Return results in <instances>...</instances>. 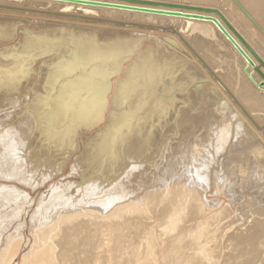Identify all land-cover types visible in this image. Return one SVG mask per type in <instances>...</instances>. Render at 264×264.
I'll return each mask as SVG.
<instances>
[{"label":"bare ground","instance_id":"obj_1","mask_svg":"<svg viewBox=\"0 0 264 264\" xmlns=\"http://www.w3.org/2000/svg\"><path fill=\"white\" fill-rule=\"evenodd\" d=\"M194 1L197 4L199 2H214V4H219L217 6H219L223 15L227 17L225 18L235 26L239 33L248 34L253 39H257V41L263 39V36L230 0ZM236 2L255 23L257 20L254 16L264 24V0H236ZM58 6L54 4V8ZM79 10H82V13H74V11H71L70 6H65L63 12L69 13L67 16H79L83 18L95 12L103 13L97 10L92 11L93 9L91 10V8H79ZM37 17L45 18L46 16L38 15ZM146 19L148 23L152 24L155 21V19L144 16L140 20ZM54 20L71 22L76 25L87 23L86 21L71 19L69 17L55 18ZM162 20L160 18L158 22ZM6 22V20L0 18L1 25H5ZM186 25L189 28L191 27L188 23ZM38 26H40V30L45 29L43 26L49 28L46 23L39 24ZM91 26L98 27L95 23H92ZM177 26L179 25L177 24ZM204 26L205 24L200 25V27L197 26V32L206 33V37H208L207 33L209 29L207 28H210V26L208 25L207 28V25ZM258 26L262 30L261 25ZM212 28H210L209 32L212 31ZM53 30L56 35V29ZM119 30L121 29H84L86 31L84 32L86 34L84 37L83 35L81 37L76 36L79 39L84 38L85 41L79 40L76 36L73 37L78 39L80 43H85L84 45L77 44L79 46L76 56L70 55L71 63L68 67L63 66L64 68L60 72L63 73L65 71L64 74L66 76L63 77L67 78L71 76L70 71L76 65V60L82 61L94 48L104 50L107 47L116 45L139 49L140 46V53L146 42L153 41L156 46L154 44L147 46L141 56L139 55L138 59L125 71L123 76V80L125 81L117 82L115 92L111 97L112 109L108 115L107 125L90 138V140H83L84 143L81 147L82 155L76 157L69 175L71 177L76 176L77 179H80V183L74 184L69 182L64 184L58 181L51 184L40 197L34 212L30 215L28 211L34 206L33 199L26 191L18 187L31 191L43 189L46 183L48 184L50 181L56 179L64 171L69 158L78 150V135L82 131H89L95 128L99 122L93 123V121L97 117L103 118L102 122H104L105 117L100 112L102 108H100L102 103L100 91H102L103 86L96 76L92 83L88 85L91 88L90 93L95 94V96L91 99V102L85 105L76 102L81 93L76 92L77 94L68 96V104L76 106L77 109L81 108V111L83 109L85 112L91 111L93 114H96L92 116L91 114H85L81 119L78 118L80 123L75 128H72L73 125L71 126L72 129L69 130V136H67L65 141V143L67 142L66 145L69 151L63 147L60 151L57 149L58 151L53 154L52 151L49 152L46 149H42L37 142H32L34 139L30 136L33 127L31 116L33 118L34 115L37 117L36 110L39 109V107L33 105V102L37 100L36 97L39 93L40 95L42 94L41 88L46 76L44 77L43 74L39 84L33 88L32 95L26 97L22 95L34 86L29 88L34 79H30L31 77L29 78V76L27 77L34 63H32L33 61H29V58L22 59V56L26 57L27 53L30 56L34 53L37 46L44 48L47 46L42 45L41 42L47 40L53 44L56 42V39H54V35H51V30H44L41 37L29 36L31 39L28 36L24 39L25 36L22 34L21 43L24 42L23 47L25 48L18 52L21 55L19 59L18 57L15 58L18 59L16 61L19 65H14L18 67V69H14L19 71L16 75L12 74L11 70L14 66L8 63V60L3 59L5 58L4 56H8L10 53H7L8 55L3 53L4 56L0 59V71L3 74L0 75V79L1 81L7 80L8 84L4 85V83L0 82L1 102L2 99L4 100V104L2 102L3 106L1 105L0 107V182L7 185L0 184V264H10L25 248L29 249L23 254L21 264H234V261H238L241 264H260L264 256V244L262 243L261 245L256 242L257 239L259 240L260 234H262V230L264 229V220H262V218L264 219V198L260 190L256 188L258 191H255V195L253 193L254 196L252 198L255 201L254 203L252 201L253 206L247 205V215H245L246 213H242L241 215L238 213L231 218L227 208L229 205L227 204L226 211H222L221 216L218 218L209 216L219 205L218 202L215 203L209 200L212 188L215 195L222 196L227 201L230 200L231 205L235 201L233 199V190L231 191V189H234L232 188L233 185L231 186V177L227 176L226 173L228 171L225 168L232 160L238 159L240 155L238 157L232 154L231 161H228L226 158L227 162L224 163V167L222 165L223 162L219 163L218 161L219 155L227 150L228 143L230 141L233 142V138L237 141L240 140L241 145L247 144L248 147H246L250 149L249 151L257 154V149L253 144L254 140L252 141L251 138H248L252 132L243 123L238 113L229 107L227 101L222 97V92L219 91L217 93L218 90L212 84L200 83V77L197 79L191 78V82L183 84L184 86L180 90H177L180 87L174 86L173 89L175 88L176 92H171V96H169V91L167 93L166 90L170 89L173 91V89L170 88L172 83L168 84L167 82V79L170 77L166 74L170 70L164 68V61L160 64L158 63L160 60H155L159 56L171 52L177 55L183 54V51L173 39L163 37L154 32L146 34L143 31L137 30H122L120 32ZM7 31H10V28ZM58 31L60 32L61 30L58 29ZM63 31L65 33V30ZM262 31L264 33V30ZM10 35L11 33L2 32L0 33V40L3 39L2 41L5 42L4 38ZM65 35L67 36L68 34L66 33ZM183 35H187L186 31L183 32ZM214 35H217V33ZM194 40H197V38ZM217 40L220 41V39ZM252 42L255 41L252 40ZM51 44L50 46L53 47ZM8 50H3V52H7ZM93 56L96 60L100 59V54L94 52ZM58 58L60 59V57ZM58 58L55 60V63ZM172 63L171 66L173 65ZM15 64L17 63L15 62ZM52 65L53 63L50 64V66ZM48 66L49 63H46L43 72L50 67ZM179 66L177 67L179 68ZM189 67L191 66H187L185 69L193 75H191L192 77H196L198 75L196 70L193 67L189 69ZM174 68L177 70L176 67ZM10 70L11 75L9 73ZM164 72H166L165 75ZM31 73H34V70ZM18 77L20 78L17 79ZM46 78L48 80V77ZM203 78L205 79L206 77L204 76ZM162 85L163 87H161ZM240 87L239 93L237 92L240 97L244 101L247 99L250 100L249 103L251 101L255 103L257 97H255V94L253 96L246 83L242 81ZM62 88L65 91L63 93H66V87L63 86ZM211 88L212 90L214 89L213 93ZM17 90H21V97L19 93H16ZM205 90H210V94L208 95ZM204 97L209 98V100H215V108L224 118L226 117L225 120L228 123L225 124L226 122H224L225 125H220V127H217L219 125L215 124L214 126L217 125V128L211 127V129L209 126L210 130L202 141H197L196 136L195 138L191 136L193 137L191 146L186 149L189 142L187 143L186 141L184 143L183 141L188 137L185 134L189 130L187 126L194 124L193 121L195 120V115L191 114L193 112H191V108H188L187 105L190 106L191 104L193 106L196 99L200 101L202 99L205 100ZM144 100L145 102H142ZM175 100L180 101L177 102L179 108L174 118L173 115L170 116L173 118L172 121H169L171 123L168 124L169 122H167L168 119L166 118L167 120L164 121L167 123L164 124V121L162 122L161 120L166 116L162 118L158 114L162 112V115H166L165 113H168L166 110L170 111L166 106L171 102H175ZM52 103L54 104V102ZM196 103V106H198V102ZM21 106H24V109L27 110L26 114H24L23 111L25 110L23 108H19ZM254 106L256 107V111H263L260 110L263 107L262 105ZM34 111L36 114H34ZM61 112L60 114H62ZM71 112L74 114L72 107L68 110L65 106L63 107V116H67ZM73 114L71 115L77 117ZM40 116L43 117L42 114ZM212 116H214L213 113ZM59 118L63 117L60 115ZM209 118L211 120V116ZM73 121L75 122V120ZM217 121L219 122V120ZM160 123H163L164 126L169 125V127H163ZM48 124L51 125L50 123ZM157 125L160 126L157 127ZM195 127L191 125L190 130H192L191 128L194 130ZM171 136L176 138L178 136V138L170 139ZM58 139L60 140V138ZM236 140L234 141L235 144H237ZM183 143H187L185 148H182ZM233 146L231 145V147ZM53 147L56 148L57 146L53 145ZM237 151L235 152L239 154V150ZM175 153L178 154L175 156ZM154 157H156V160L153 161ZM262 159L259 160L258 164L261 163L264 166V160ZM241 162L240 160L239 163L241 164ZM214 166H220L221 171L219 173L214 171L212 175ZM249 166H251V163ZM229 168L231 167L229 166ZM234 175H237V173ZM246 180L248 181L249 179ZM243 186L242 188L244 189L245 186ZM73 190L75 191L74 195L72 194ZM234 190L237 191L236 189ZM241 197L243 199L242 195ZM235 199L237 201L238 198ZM28 217V223H30V230L28 232L31 237L25 240L26 220ZM22 219L24 220L21 221ZM224 220L226 221L221 224ZM11 230L12 232H10ZM7 233L9 234L4 238ZM251 253L254 254L251 255Z\"/></svg>","mask_w":264,"mask_h":264},{"label":"rangeland","instance_id":"obj_2","mask_svg":"<svg viewBox=\"0 0 264 264\" xmlns=\"http://www.w3.org/2000/svg\"><path fill=\"white\" fill-rule=\"evenodd\" d=\"M1 2H0V4H5V5H10V6H20V7H28V8H35V3L34 2H36V3H38L37 1H34V0H27V1H25V0H21V1H19L18 3L19 4H15V3H7V2H4L5 0H0ZM171 1H173V0H171ZM23 2V3H22ZM218 2V1H217ZM203 4V5H205V6H208V5H211V4H213L214 5V2H207V3H202V2H199V4ZM218 3H220V2H218ZM47 5H49L48 7V9H50L51 11H56V9H54V3H49V4H47ZM56 5V4H55ZM58 5V4H57ZM215 5H219V4H215ZM37 8V7H36ZM87 9V8H86ZM88 9H90V8H88ZM92 10V9H91ZM92 11H95L94 9L92 10ZM97 11H101V12H103V13H99V15H98V17H105L106 16V18H107V16H108V18H114V19H124V20H127V21H133V19L134 20H136V21H142V20H140L141 19V17H143V16H141V15H136V14H129V13H124V12H117V11H107V10H97ZM15 13V14H14ZM74 13H75V11H74ZM84 13H87V12H84ZM14 14V15H13ZM23 14V15H22ZM225 16V15H224ZM226 17V16H225ZM0 18L1 19H4V20H6L7 22L5 23V25L4 24H0V33H11L10 31H12L13 29V31L15 32V37L13 36H7V37H5L4 38V41L5 42H3L2 40H0V52H2V55L0 54V59L1 58H3V53L6 55L7 53L9 54H7L8 56H4L5 58H3V59H6V60H8L7 62L8 63H10L12 66H14V65H17V66H19L18 65V62L16 61V60H18L19 59V57H18V59H15V57H12V55H11V52H9V50L8 49H10V48H12V47H15L20 41H21V35H22V33L23 32H21V31H23V30H25V29H29V30H33V29H35L36 27L35 26H38V25H36V23H38L39 21H45V20H43V19H49L50 17H45V18H43V17H37V16H32V15H28V14H24V13H21V12H18V13H16L15 11H10L9 12V10H0ZM43 18V19H42ZM152 19H155L156 20V18H154V17H151ZM227 18V17H226ZM239 18H241L240 16H239ZM256 18V17H255ZM162 19H166V18H161V20ZM9 20V21H8ZM14 20V21H13ZM18 21V22H16V21ZM158 20H160L159 18H158ZM167 21H169L171 24L172 23H175V24H172V25H175V27L177 26V24H179V22H177V20H173V19H166ZM171 20V21H170ZM173 20V21H172ZM228 20V19H227ZM24 21V22H23ZM58 21H60L61 23H63V24H67V25H72L73 23H71V22H63V21H61V20H58ZM26 22V23H25ZM143 22V21H142ZM177 22V23H176ZM15 24V25H13V24ZM22 23H25V26L24 25H21ZM35 23V24H34ZM156 24L157 25V23H156V21H154L153 22V24ZM159 23V22H158ZM195 23V24H194ZM230 23V22H229ZM10 24H11V26H15L14 28L13 27H11L10 26ZM189 25H191V28H189V30H186V34L187 35H183V32H182V27L181 26H183V21L179 24V30H181V36L184 38V40L190 45V47L191 48H193V50L195 51V53L202 59V61L211 69V70H213L214 71V74H215V76L218 78V80L225 86V88L227 89V90H229V93H231L232 95H233V97L237 100V101H239V104L247 111V112H252V111H249V109L251 108V107H249L251 104L249 103V101L250 100H247L246 99V101H244L243 100V98L242 97H240V95L238 94L239 92H238V90H240L241 89V87H240V84L242 83V81H243V77H242V72H241V64H239V61H238V55H237V57L235 56V58L233 59L231 56H226V54H227V52H228V48H226L225 49V45H224V43L222 42V40H220V41H218L217 39H219L218 37L220 36L218 33H217V31L214 29V27L212 26V25H210V24H205V23H200L199 24V22H191V23H188ZM199 24V25H198ZM205 24V26H206V28L208 27V25L210 26V28H212L211 30V32H209L210 31V28L208 27L207 29H209V31H208V37H210V38H212V39H208V37H206L207 35H206V33L204 34V33H202L201 31H198L197 32V30H194V29H197L196 27L198 26V27H200V25L202 26V25H204ZM74 25H76V24H74ZM195 25H197V26H195ZM231 25L233 26V27H235L232 23H231ZM50 25H48V27H49ZM204 26V27H205ZM261 26H262V29H264V24H262L261 23ZM7 27H8V29H7ZM45 29L47 28V27H45V26H43ZM60 28H56V31H57V33H56V35H55V32H54V30L53 29H50L51 30V35H54V39H56V42H54L53 44H51V41H44V42H46L45 44H48L47 46L48 47H51L50 46V44L51 45H53V47H51L50 49H52L53 51H55V52H53V54H51V55H48V54H45L44 52H41V54L39 55V54H35L34 55V58H32L33 57V55H31L30 57H29V61H33L32 63H34V65L32 66V69H31V72H33V70H34V73H31L30 71H29V75L27 74V77L29 76V78L30 79H34V81H32V85L29 87V88H31L33 85V87H32V89H30V90H28V91H25L24 93L25 94H22L21 93V90H17V92L16 93H19L20 94V97L22 96V95H25V97L26 96H29V95H32L33 93H32V90H33V88H35L38 84H39V82L41 81V77L43 76V74H44V77L46 76V77H48V80H47V78L45 77V79H44V81H43V84H42V94L40 95V93L39 92H37V93H39L38 94V96L36 97L37 98V100H34L35 102H33V105H35V107H39V109H37L36 110V112H37V114H36V112L34 113V114H36L37 115V117L34 115V118H33V116H31V119H33V120H31V124L33 125V127H32V131H31V133H30V136L34 139V141H32V142H37L38 143V145L40 146V147H42V149H46V151H49V152H53V154L56 152V151H60V149H63V147L64 148H66V150L67 151H69V148H68V146L66 145V143H65V141H66V138H67V136H69V133H70V131L69 130H71L72 128H75V127H77L78 126V124L80 123L79 122V119L77 118V117H74V116H72L71 114L72 113H69L67 116H63V107L65 106L66 108H67V110L68 109H70L71 107H72V110H76V106H74V105H70V103L68 104V101H66V98H65V96L67 95L66 93H63V88L61 89V86H62V84L64 83V80L66 79L67 81L68 80H70V79H72L71 77L72 76H69V77H67V78H65V77H62L61 76V73H60V71H59V65H58V63L59 62H61L60 60H59V58L58 57H60L59 56V52H63V55H68V54H70L71 55V47L72 46H70V47H66L65 45H63V44H68V43H70V44H73V42H69L68 41V39H69V34L66 36L65 34H66V32L64 33V29H61V27L62 26H59ZM9 28H10V31H7V30H9ZM193 28V29H192ZM39 29V27L36 29V30H38ZM44 29V30H45ZM58 29L59 30H61L60 32L58 31ZM41 30H43V29H41ZM40 29L38 30V31H41ZM43 30V31H44ZM90 30V29H89ZM193 30V31H192ZM49 31V30H48ZM62 31H63V33H64V35H63V33H62ZM190 31H191V33H190ZM238 31V30H237ZM54 34H53V33ZM213 32V33H212ZM59 33V34H58ZM199 33V34H198ZM200 33H201V35H200ZM217 33V35H214V34H216ZM156 34H158V35H161V36H163V37H167L164 33H156ZM191 36H190V35ZM64 37H63V36ZM205 36L204 38H202L203 36ZM76 36V35H75ZM78 36H80L81 37V35H78ZM78 36H76V38H78L79 39V37ZM85 35H83V37H84ZM189 38H188V37ZM199 36H201V37H199ZM216 37V38H214V37ZM53 37V36H52ZM74 37V36H73ZM71 38L72 39V41H74V44L75 45H77L78 43L79 44H83L84 45V43L82 42V43H80L79 41H77L78 39H76V38ZM186 37V38H185ZM195 37V38H194ZM96 38V37H95ZM188 38V39H187ZM197 38V40H194V39H196ZM1 39V38H0ZM46 39V38H45ZM81 40H83V41H85L84 40V38H80ZM79 39V40H80ZM97 39V38H96ZM52 40V39H51ZM213 40V41H212ZM96 41V40H95ZM48 42V43H47ZM212 42V43H211ZM215 42V44H213ZM264 42V41H263ZM56 43V44H55ZM58 43V44H57ZM218 44V46H216L217 44ZM221 43V44H220ZM44 44V45H45ZM62 44V45H61ZM154 44V46H156L155 45V43L153 42V41H151V42H146L145 44H144V47H143V50L140 52V53H137V54H135V56H133L128 62H126V63H124L123 64V67H122V70H121V73L118 75V76H116V77H113L111 80H110V83H111V90H110V92H109V94H108V96H107V99H108V105H107V109H106V112H105V118H104V122H102V123H100L98 126H96L95 128H93V129H91V130H89V131H82L79 135H78V140H77V145L79 146L77 149V152H75V153H73L72 155H71V157L69 158V161L66 163L67 165H66V168L64 169V171L61 173V174H59L57 177H56V179H54L53 181H50L48 184L46 183V185L43 187V189H39V190H37V191H31V190H25V189H23V188H21V187H18L19 189H21V190H24V191H26L27 192V194L33 199V205L34 206H32L31 208H30V211H28L29 212V215L30 214H32L33 212H34V210H35V206L38 204V202H39V199H40V197L45 193V191L48 189V187L51 185V184H54V183H56V182H58V181H60V182H63L64 184H66V183H74V184H78V183H80V179H77V177L76 176H69L70 175V169H71V166L73 165V163H74V161H75V159H76V157H79V156H81L82 155V149H81V147H82V144L84 143V141L86 140V141H88V139L90 140V138H92L96 133H98V132H100L106 125H107V122H108V115L110 114V112H111V109H112V105H111V103H112V95H113V93L115 92V89H116V83L117 82H119V81H125V80H123V76H124V74H125V69L130 65V64H132V62L133 61H135L136 59H138V57H139V55L141 56V54L143 53V51L147 48V46H150V45H153ZM259 45H264V43H258ZM83 45H80V46H83ZM222 45V46H221ZM46 46V47H47ZM63 46V47H62ZM77 46H79V45H77ZM44 48L43 47V50L46 52L47 51V48ZM58 47V48H57ZM220 47H222V48H220ZM65 48V49H64ZM218 48V49H217ZM219 48H220V50H219ZM64 49V51H62ZM66 49H67V51L69 52L70 51V53H68V54H66L67 53V51H66ZM223 49H225V50H223ZM3 50H8L7 52H3ZM49 50V49H48ZM222 50V51H221ZM216 51V52H215ZM218 51V52H217ZM66 52V53H65ZM222 52V53H221ZM45 55H44V54ZM224 53V54H223ZM44 55V56H43ZM174 55V56H173ZM11 56V57H10ZM25 56V55H24ZM39 56V57H38ZM184 58H183V57ZM162 57V58H161ZM172 57H173V59H172ZM186 56H185V54L183 53L182 55H177V54H175V53H173V52H171V53H167V54H165V55H162V56H159L155 61H157V60H160V62H158V63H160V64H162L163 63V61L165 62V69H168V70H170V71H167V73L168 74H166V72H164V75L166 74L168 77H170L169 79H167V82H168V84H170V83H172V86H170V88H172L173 89V87L174 86H176L177 85V87H180L179 89H177V90H180L181 88H183L182 86H184L183 84H186L187 82L189 83V82H191V80L192 79H197V78H203L204 77V74H203V72L200 70V68H199V66L196 64V63H193L192 61H190V60H187L186 58H185ZM13 60H12V59ZM32 58V59H31ZM58 58V60L56 61V63H55V60ZM22 59H27V57H23L22 56ZM31 59V60H30ZM162 59V60H161ZM164 59V60H163ZM178 59V60H177ZM53 60H54V62H53ZM170 62H169V61ZM179 61V62H176V61ZM12 61H15L17 64H15V62H12ZM21 61V60H20ZM28 61V62H29ZM173 63H172V62ZM175 61V62H174ZM38 63V64H37ZM46 63H49V66H50V64H52L53 63V65L52 66H48L49 68H47V70L45 71L44 70V72H43V69L45 68V64ZM167 63V64H166ZM171 63L173 64L172 66H171ZM174 63H175V65H174ZM180 64V66H179V64ZM183 63V64H182ZM4 64V63H3ZM169 64V65H168ZM182 64V65H181ZM10 65V66H11ZM179 66V68L177 67V66ZM235 65V66H234ZM36 66H37V68H36ZM186 66V67H185ZM187 66H191V67H193L195 70H196V72L198 73V75H196V77L194 76V77H192L193 75L191 74V73H189L188 72V70H186L185 68H187ZM171 67H176L177 68V70L175 69H173V68H171ZM184 67V68H183ZM191 67H189V69H191ZM14 68L15 69H18V67H16V66H14ZM35 68H36V70H35ZM111 68V67H110ZM171 68V69H170ZM14 69V71H12V74H18V70H15ZM184 69H185V71H184ZM16 71V72H15ZM41 71H42V74H41ZM178 71V72H177ZM59 74H58V73ZM188 72V73H187ZM10 75H11V70H10ZM52 73H54L53 75H52ZM56 73V74H55ZM179 73V74H178ZM3 74V72L1 73V71H0V75H2ZM31 74V75H30ZM35 74V75H34ZM181 74H182V76H181ZM184 74H185V76H184ZM190 74V75H189ZM50 75H52V76H50ZM58 75H60V76H58ZM163 75V74H162ZM192 75V76H191ZM19 76V75H18ZM55 76V77H54ZM58 76V77H57ZM177 76V77H176ZM234 76V77H233ZM35 77V78H34ZM62 77V78H61ZM206 77V76H205ZM254 77V76H253ZM20 77H18L17 79H19ZM192 78V79H191ZM207 78V77H206ZM171 79V80H170ZM237 79V80H236ZM247 79V78H246ZM58 80V81H57ZM52 81H54V82H52ZM179 81V82H178ZM248 82H249V80H247ZM0 82H2V83H4V85H6V84H8V82H7V80H2L1 81V79H0ZM45 82H46V84H45ZM58 82V83H57ZM57 83V84H56ZM163 83V82H162ZM238 83V84H237ZM250 83V82H249ZM31 84V83H30ZM251 84V83H250ZM51 85V86H50ZM45 86V87H44ZM47 86V87H46ZM45 89H44V88ZM161 87H163V85L161 86ZM247 87H248V84H247ZM48 90H47V89ZM53 89V90H52ZM175 89V88H174ZM173 89V91H171L170 89H168V90H166V89H164V90H166L167 91V93H168V91H169V96H171L170 95V93L171 92H176V90H174ZM248 89H249V87H248ZM211 90H212V88H211ZM214 90V89H213ZM213 90H212V93H213ZM60 91H62V92H60ZM206 91V90H205ZM60 93V95H59V93ZM65 92V91H64ZM210 90L208 91H206V93L209 95L210 94ZM219 91H217V93H218ZM238 92V93H237ZM31 93V94H30ZM212 93H211V95H212ZM22 94V95H21ZM65 95V96H64ZM64 96V97H63ZM253 96H255L254 95V93H253ZM173 97V96H172ZM255 97H257V96H255ZM46 98H48V99H46ZM50 98V99H49ZM205 98V100H199V99H196V101H195V106L193 105V106H191V104H190V106L189 105H187L188 106V108H191V112H193V113H191L193 116L195 115V120L193 121V123L194 124H191L192 125V127H195V129L193 130V128H191L192 130H190V126H187V128L189 129V130H187V132L185 133L186 134V136L188 135V137H187V139L185 138L184 139V143L187 141V143H188V145H187V143L186 144H182V148H185L186 147V145H187V147H186V149L187 148H189L190 146H191V142H192V139H193V137L195 138V136H196V138H197V141H202L203 139H205L206 138V136H207V132H209V130L211 129V127L213 128H215L217 125H219V126H217V127H220V125L221 126H224L225 124H227L228 122H227V120H225L226 119V117L224 118V116H222V114H220V113H218V111H217V109L215 108V100L214 99H210L209 100V98L207 99V97H204ZM201 99V98H200ZM249 99V98H248ZM52 100H54V101H52ZM69 100V99H68ZM212 100V101H211ZM4 100L2 99V102H3ZM40 101H43V102H40ZM199 101H200V103H199ZM247 101H248V103H247ZM2 102H1V98H0V107H1V105H2ZM36 102H38L37 103V105H36ZM52 102H54V104L52 103ZM142 102H145V100L144 101H142ZM141 102V103H142ZM177 102H180L179 100H175V102H171L169 105H167L166 107L170 110V111H168V110H166V112H168V113H165V111H164V113L166 114V115H162V112L160 113V114H158V116L160 115V116H162V118H163V116H166V117H164L161 121L163 122L164 120H167V122H169L170 120L172 121V119L174 118V116H175V114H176V112H177V109L179 108L178 107V105H177ZM196 102H198V106H196L197 105V103ZM58 103V104H57ZM201 103H202V105H201ZM210 103V104H209ZM218 103V102H217ZM3 104H4V102H3ZM60 104H61V106H60ZM143 104V103H142ZM213 104V105H212ZM229 104V103H228ZM64 105V106H63ZM200 105V106H199ZM3 106V105H2ZM52 107H53V109H52ZM192 107H194V108H192ZM229 107L232 109V107L229 105ZM3 108V107H2ZM19 108H25L24 106H21V107H19ZM215 108V109H214ZM185 109V108H184ZM192 109H193V111H192ZM25 110V109H24ZM61 110H62V112H61ZM52 111V112H51ZM214 111V112H213ZM24 112V114H26V112H27V110H25V111H23ZM44 112V113H43ZM60 112L62 113V114H60ZM206 112V113H205ZM210 112H211V114H210ZM260 112H264V111H260ZM39 113V114H38ZM209 113V114H208ZM212 113H213V115L214 116H212ZM43 115V117L42 116H40V115ZM206 114V115H205ZM208 114V115H207ZM216 114V115H215ZM253 114V113H252ZM39 115V116H38ZM50 115H51V117H50ZM53 115V116H52ZM60 115H61V117H63V118H59L60 117ZM173 115V118L172 117H170V116H172ZM206 116V117H205ZM211 116V120H210V118L209 117ZM65 117V118H64ZM171 118V119H169V118ZM208 117V118H207ZM220 117H221V119H220ZM41 118H43V119H41ZM69 118V119H68ZM167 118V119H166ZM207 118V119H206ZM254 118V117H253ZM37 119V120H36ZM40 119V120H39ZM55 119V120H54ZM63 119V120H62ZM213 119H215V120H213ZM219 120V122L217 121V120ZM222 119H223V122H222ZM45 120V121H44ZM62 122H61V121ZM73 120H75V122L73 121ZM259 120H262V122L264 121V119H258V121L255 119V121H256V123L258 124V125H261V121H259ZM34 121V122H33ZM40 121V122H39ZM53 122V125H52V122ZM160 121V122H161ZM210 121V122H209ZM56 122V123H55ZM166 121H164L163 123L165 124V123H167ZM196 122V123H195ZM215 122H217V123H215ZM222 122V123H221ZM224 122H226L225 124H224ZM48 123H50L51 125H49ZM163 123H160V124H162L161 126H163V127H165L164 125H163ZM171 122H169L168 124H170ZM198 123V124H197ZM211 123V124H210ZM48 124V126L50 127H46V125ZM66 124V125H65ZM215 124H217L216 126H214ZM233 124H235V123H233ZM31 125V126H32ZM74 127H73V126ZM207 125V126H206ZM60 126V127H59ZM71 126H72V128H71ZM160 126V125H159ZM158 125H157V127H159ZM210 126V127H209ZM167 127H169V125H167L166 126V128ZM210 129H209V128ZM216 127V128H217ZM197 128V129H196ZM53 129V130H52ZM199 130V131H198ZM200 130H202V131H200ZM197 131V132H196ZM234 131V130H233ZM33 132V133H32ZM50 132V133H49ZM194 132H195V134H194ZM52 133V134H51ZM189 133V134H188ZM202 133V134H201ZM258 133V135L259 136H261L263 139H264V130H263V132H257ZM45 135V136H44ZM200 135V136H199ZM44 136V137H43ZM55 136H56V138L58 137V138H60V140L57 138H55ZM191 136H193V137H191ZM190 137V138H189ZM172 138H176V137H172L171 136V138L170 139H172ZM177 138H178V136H177ZM176 138V139H177ZM248 138H251L252 139V141H253V144H254V147H256V149H257V154H253V153H251L249 150V148H247L248 147V145L246 144L245 145V143H244V145H241L242 143L240 142V140H236V139H234L233 138V142L232 141H230V143H228V146H227V150L223 153V154H221V155H219V157H218V161H219V163H222V165H223V167H224V163H226L227 161V159H228V161H231V156H233V155H237L238 157H239V155H240V157L238 158V159H236L235 161L234 160H232L231 162H230V164H228L227 165V167L225 168V170L226 171H228L226 174H227V176L228 177H231V186H232V188H234V189H236L237 191H235L234 189H231V191L233 192V194H234V204L233 205H231V202H230V200H226V198L224 199V197H219V196H217V195H215L214 194V189L212 188V191H211V193H210V195H209V200H211V201H213V202H218L219 203V205H218V208L217 209H215L213 212H211V214L209 215V216H213V217H219V216H221V214H222V211H226V207L228 208V210H229V213H230V217L232 218L233 216H235V215H237L238 213H240V215L242 214V213H246L245 215H247V207L248 206H253V203H254V201L255 200H253V196L255 195V193L258 191V190H260V192L262 193L261 195H262V197L264 198V196H263V194H264V166H262V164L261 163H259L258 164V162H259V160H261L262 158V160H264V146L257 140V138L255 137V135L252 133V134H250L249 135V137ZM47 140V141H45V140ZM56 139V140H55ZM190 139V140H189ZM84 140V141H83ZM183 140V139H182ZM236 140V142H237V144H235V141ZM248 140V139H247ZM52 141V142H51ZM62 142V143H61ZM47 143V144H46ZM49 143V144H48ZM58 143V144H57ZM196 143V142H195ZM234 143V144H233ZM241 143V144H240ZM43 144V145H42ZM52 145V146H51ZM53 145H55V146H57L56 148L55 147H53ZM231 145L233 146H235L236 147V149H235V147L233 146V147H231ZM48 146V147H47ZM167 146V145H166ZM247 146V147H246ZM45 147V148H44ZM80 148V149H79ZM178 148H180V146H178ZM231 148H233V149H231ZM58 149V150H57ZM246 151H245V150ZM183 150V149H182ZM237 150H239V154L237 153L238 151ZM245 152H244V151ZM230 151H231V153H230ZM235 151H237V152H234ZM201 152V151H200ZM230 153V154H229ZM176 154H178V153H175V156H176ZM233 154V155H232ZM243 154H245L244 155V157H243ZM250 155V156H249ZM262 155H263V157H262ZM230 156V157H229ZM247 156V157H246ZM253 158H252V157ZM259 158H258V157ZM244 159H242V158ZM255 157V158H254ZM155 158V159H154ZM153 158V161L154 160H156V157H154ZM227 158V159H226ZM247 159H248V161H247ZM251 159V160H250ZM240 160L242 161L241 162V164L239 163L240 162ZM250 160V161H249ZM257 160V161H256ZM239 161V162H238ZM233 162V164H231ZM246 162H248V163H246ZM240 164V166H239V164ZM250 163H251V166H249L250 165ZM149 164H150V162H149ZM237 164V165H236ZM244 164V165H243ZM248 164V165H247ZM253 164V165H252ZM254 164H255V166H254ZM260 165V166H258V165ZM236 167H235V166ZM247 165V166H246ZM229 166L231 167V168H229ZM239 166V167H238ZM244 166H246V167H244ZM252 166H253V168H252ZM232 167H233V169H232ZM235 167V168H234ZM241 167V168H240ZM252 169H251V168ZM262 167V168H261ZM221 167L220 166H214L213 167V172H212V175H213V173H214V171L215 172H220L221 171V169H220ZM238 168H240V169H238ZM250 168V169H249ZM255 168V169H254ZM260 168V169H259ZM218 169V170H217ZM235 169V170H234ZM236 169H238V170H236ZM246 169V170H245ZM254 169V170H253ZM233 170V171H232ZM241 173H240V172ZM243 171V172H242ZM247 171H249V172H247ZM256 171V173H257V175H256V173H254ZM231 172V173H230ZM235 172V173H234ZM237 173V175H234V174H236ZM250 173V174H249ZM229 174H231V175H229ZM242 174V175H241ZM246 174V175H245ZM263 174V175H262ZM67 175H68V177H67ZM238 175H241V176H238ZM251 177H250V176ZM263 177H262V176ZM246 176H247V178H246ZM249 176V177H248ZM254 176H256V177H254ZM258 176V177H257ZM235 177V178H234ZM237 177V178H236ZM239 177V178H238ZM242 178V180H241V178ZM232 178H233V180H232ZM249 179L248 181L246 180V179ZM252 179V181H251V179ZM258 178V179H257ZM263 178V179H262ZM244 179V180H243ZM255 180V182H254V180ZM256 179H257V182H256ZM260 179H261V182H260ZM241 180V181H240ZM246 180V181H245ZM259 180V181H258ZM263 180V181H262ZM65 181V182H64ZM75 181V182H74ZM240 181V182H239ZM234 182H236V183H239V184H236V183H234ZM250 182H252V183H250ZM233 183V184H232ZM244 183H246L245 185H244ZM247 183H249L248 185H247ZM254 183V185H252ZM0 184H2V185H7V184H5V183H2V182H0ZM236 184V185H235ZM258 184V185H257ZM238 185V186H237ZM245 186V188L247 189H243L242 188V186ZM250 185V186H249ZM256 185V186H255ZM243 186V187H244ZM253 186H254V188H253ZM239 190H238V189ZM250 188V189H249ZM258 190H257V189ZM263 189V190H261V189ZM246 190V191H245ZM240 191V192H239ZM254 191V192H253ZM256 191V192H255ZM238 193V195H236ZM253 193H254V195H253ZM72 194L74 195L75 194V191L73 190L72 191ZM249 195V197H248V195ZM239 195H240V197H241V195L243 196V199H242V197H241V199H240V197H239ZM251 195V196H250ZM248 197V198H247ZM251 197V198H250ZM235 198H238L237 199V201H236V199ZM250 198V199H249ZM258 200V199H257ZM252 201H253V203H252ZM248 202H250V203H248ZM256 202H258V201H256ZM248 203V204H247ZM228 204V205H227ZM246 204V206L244 207V205ZM231 205V206H230ZM248 205V206H247ZM242 207V208H241ZM237 209V210H236ZM242 210V211H241ZM241 211V212H240ZM247 211V212H246ZM221 212V213H220ZM215 214V215H214ZM216 218V219H217ZM24 219H22L21 221H23ZM262 220H264L263 218H262ZM226 220H224V221H222L221 222V224L223 223V222H225ZM237 221V220H236ZM29 222V217L27 218V220H26V224H27V227H26V230H25V240H27V239H30V234H29V230H30V223H28ZM264 222V221H263ZM185 231V230H184ZM10 232H12V230L10 231ZM9 233H7L5 236H4V238L8 235ZM264 229L262 230V234H260V237H259V240L257 239V243H260L261 245H262V243L264 244ZM254 243H255V241H253ZM249 247V246H248ZM257 248H259V247H257ZM257 248H255V250H257ZM1 249V248H0ZM29 249V248H28ZM28 249H23L21 252H20V254L16 257V258H14L12 261H11V263L10 264H21V258H22V256H23V254H25L27 251H28ZM255 250H253V252H255ZM257 252V251H256ZM258 253V252H257ZM252 254H254V253H251V255ZM239 260H241V259H239ZM236 264H241L240 262L238 263V261H234ZM234 263V264H235ZM260 264H264V256H263V259H262V262L260 263Z\"/></svg>","mask_w":264,"mask_h":264},{"label":"water","instance_id":"obj_3","mask_svg":"<svg viewBox=\"0 0 264 264\" xmlns=\"http://www.w3.org/2000/svg\"><path fill=\"white\" fill-rule=\"evenodd\" d=\"M21 0H5L7 3H15ZM40 3L35 5V8H26V7H17L10 5L0 4V10H9L21 13L32 14L35 16H46L50 17L49 19H43L45 21H39L38 24L50 25L49 28L45 29L46 31L50 29L64 28L65 32L69 34V42H73V44H64L67 48L71 47V56L77 54L78 46L74 44L72 41V37L75 35H86L84 34V29H93V30H101V29H121L119 30H137L143 31L146 34L154 33H164L167 37L173 39L178 46L181 48L183 53L185 54V58L187 60L196 63L200 70L203 72L204 76L207 78H199L200 83L204 84H212L215 88L222 92L223 99L229 103L234 111L238 113L243 123L248 127V129L255 135L257 140L264 146V140L261 136L258 135L257 132H262L264 130V121L261 125H258L255 119H264V112H258L256 110L252 112H247L233 97L231 93L225 88V86L218 80L215 76L214 71L211 70L202 59L195 53V51L189 46V44L183 39L181 33L179 32V27H175L174 25H161V24H152L148 23L147 19L143 20V22L136 21H127L124 19H114V18H105L98 17L99 13H93L87 15V17H79V16H67L69 13H64V7L70 6L71 11L81 12L79 8H91L96 10H107V11H117L124 12L129 14L141 15L144 17H154V18H166V19H175L178 22L183 21L182 31L189 30L187 27V23L191 22H199L210 24L214 27L217 33L220 35L218 38L222 40L226 48H231L237 55L241 63L243 64L241 67L242 74L245 75L247 80H249L254 87V89L264 98V74L261 70L264 71V62L257 55V53L251 48V46L246 42L243 36L237 31L235 27L229 23V21L225 18L219 6L217 5H208L205 6L203 4H197L194 0H34ZM241 12L242 14L249 20V22L255 27V29L264 37L263 31L260 27L255 23L252 18L241 8V6L236 2V0H230ZM1 2V1H0ZM47 3L58 4V7H55L56 11H51L48 8ZM37 7V8H36ZM63 18L69 17L71 19H77L81 21H86V24L80 23L77 25H67L63 24L58 20H54L55 18ZM95 23L98 27H92L91 24ZM21 25L25 26V23ZM40 27V26H36ZM14 30V29H13ZM12 30L11 36L15 37V32ZM25 36L24 39L28 36H36L41 37L44 33L43 31L38 30H29L25 29L22 31ZM78 41V40H77ZM24 42L21 41L15 46L9 49L12 57H20L18 54L23 47ZM46 42H41L44 45ZM48 45V44H45ZM42 51L43 47L37 46L35 51L31 55L41 54L44 52L45 54L51 55L53 54L52 49ZM139 49H131L127 46H116L112 45L110 47L105 48L104 50L94 48L90 51L86 58L82 59V61L76 60V65L70 71L72 79L64 80L61 88L63 86L66 87V101H68V96L71 94L81 93V95L76 99V102L80 104H87L91 102V99L95 96V94L90 93L91 88L88 86L92 83L94 78L97 76L99 78V82L102 84V91H100V96L102 103L100 105V112L102 115H105L108 99L107 96L111 90L110 80L113 77L118 76L121 73L123 64L128 62L135 54L139 53ZM100 54V59L96 60L93 56V53ZM43 53V54H44ZM67 53H69L67 51ZM2 54V52H0ZM44 54V55H45ZM29 53L26 54L27 59L31 56H28ZM43 55V56H44ZM60 61L59 71L62 72L63 66H67L71 63V56L63 55V52H59ZM1 57V56H0ZM134 62V61H133ZM132 62V63H133ZM131 65V64H130ZM130 65L125 69V71L130 67ZM111 67V68H110ZM14 70V67L11 69ZM65 72V71H64ZM61 73V76H66V74ZM257 76L259 81H255L253 76ZM196 83V81H195ZM194 83V84H195ZM117 84V83H116ZM77 109V108H76ZM72 113V112H71ZM253 113V114H252ZM73 114V113H72ZM85 114H93L91 111H81L80 109L74 110L75 116L77 118H82ZM105 117V116H104ZM254 117V118H253ZM103 121V118L100 119V116L97 119H94L93 123L99 122L97 126ZM92 124V123H91Z\"/></svg>","mask_w":264,"mask_h":264},{"label":"crops","instance_id":"obj_4","mask_svg":"<svg viewBox=\"0 0 264 264\" xmlns=\"http://www.w3.org/2000/svg\"><path fill=\"white\" fill-rule=\"evenodd\" d=\"M34 3H36V2H34ZM38 3H40V2H38ZM37 4V3H36ZM254 18H255V16H254ZM157 19V18H156ZM160 19V18H159ZM257 21H256V23H257V25H261V22L257 19V18H255ZM133 21H136V20H134L133 19ZM154 21V20H153ZM155 21H157V24H165V25H170L171 23L170 22H166V19H163L161 22H159L158 23V19L157 20H155ZM136 22H138V21H136ZM140 22V21H139ZM155 24V23H154ZM179 24H180V22H179ZM178 24V25H179ZM175 26V25H174ZM177 28H178V26H176ZM191 28V27H190ZM261 28H262V26H261ZM197 30V29H196ZM262 30H264V29H262ZM179 32H180V30H179ZM241 33V32H240ZM241 35L242 36H244V39L246 40V42L251 46V48L257 53V55L262 59V61L264 62V45L262 44V45H259L258 43H264L263 41H264V37H263V39H260L259 41H257V39H253L251 36H249L248 34H242L241 33ZM248 35V36H247ZM249 37H251V38H249ZM251 40V41H250ZM252 40L253 41H255V42H252ZM252 43V44H251ZM254 43V44H253ZM254 45H255V47H254ZM253 46V47H252ZM230 50H232L231 48H229L228 49V52L230 51ZM227 56H231L232 58H235V56L237 57V54L232 50V51H230L229 53H227ZM238 59V61H239V64H241V67H242V63H241V61L239 60V58H237ZM261 72L264 74V71L263 70H261ZM242 77H243V82H245L246 83V85L248 84V87H249V89L251 90V92L252 93H254L256 96H257V100H256V102L254 103L253 101H251L250 102V106L249 107H251L250 109H249V111H254V110H256V107L254 106V105H262L263 107H262V109H260V110H263L264 111V98H262V96L254 89V87L252 86V85H250L246 80V77H245V75L244 74H242ZM254 79H255V81L257 82V81H259V79H258V77L257 76H255L254 75V77H253ZM259 96H261V97H259ZM255 107V108H254ZM257 121H258V119H257ZM259 121H261L262 122V120H259Z\"/></svg>","mask_w":264,"mask_h":264}]
</instances>
